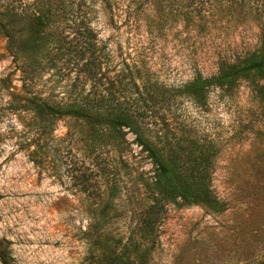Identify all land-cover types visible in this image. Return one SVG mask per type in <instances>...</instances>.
<instances>
[{
	"label": "rangeland",
	"instance_id": "1",
	"mask_svg": "<svg viewBox=\"0 0 264 264\" xmlns=\"http://www.w3.org/2000/svg\"><path fill=\"white\" fill-rule=\"evenodd\" d=\"M84 1L101 71L119 101L138 86L135 127L173 177L158 183L132 132L98 137L84 119L24 107L65 101L78 54L30 53L26 19L0 15V264H264V0ZM257 57L245 76L216 78Z\"/></svg>",
	"mask_w": 264,
	"mask_h": 264
},
{
	"label": "trees",
	"instance_id": "2",
	"mask_svg": "<svg viewBox=\"0 0 264 264\" xmlns=\"http://www.w3.org/2000/svg\"><path fill=\"white\" fill-rule=\"evenodd\" d=\"M55 7L50 5V0L35 1L20 10L11 8L0 11L1 16L13 18L24 17L27 21V38L30 45V53H77L76 60L79 68L74 75L73 83L68 90L65 101H49L37 96H30L24 107L31 106L34 111L40 113V119H54L64 115L78 117L86 120L96 136L106 137L112 132L123 134L125 131L135 135L136 143L146 152L152 163L160 171L158 183L167 185L173 174L171 168L156 147L146 140L141 131L136 128V112L140 109L137 99L140 98V90L135 84L131 89V102L119 101L120 88L114 84V80L107 72L101 71V62L96 53H102L98 42V36L91 27L84 10V0H56ZM6 20L0 21L3 29L7 28ZM85 53H88L85 56ZM259 57L246 59L240 64L230 65L227 69H221L216 77L221 83L231 82L234 78L245 76L261 63ZM240 68V69H239ZM133 104V106H132ZM44 129V127L42 128ZM75 170L74 163L70 165ZM80 180L84 175L78 170ZM154 217L151 212H146L144 225L153 226ZM110 260L97 257L96 264H145L141 260H120L114 255ZM3 264H8L2 259Z\"/></svg>",
	"mask_w": 264,
	"mask_h": 264
}]
</instances>
